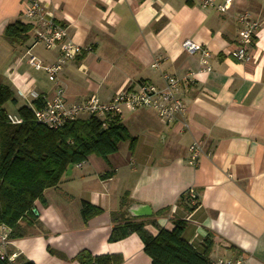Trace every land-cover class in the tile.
<instances>
[{"label":"crops","instance_id":"1","mask_svg":"<svg viewBox=\"0 0 264 264\" xmlns=\"http://www.w3.org/2000/svg\"><path fill=\"white\" fill-rule=\"evenodd\" d=\"M33 1L0 0V83L13 89L18 107L25 104L20 92L27 91L52 99L62 88L73 104L92 96L106 102L141 82L161 86L166 74L191 83L181 92L187 112L173 125L161 123L151 110H124L121 119L137 140L134 152L129 142L123 149L120 144L110 158V178L102 177L111 170L102 160L89 157L73 166L59 184L72 199L46 190L45 204L35 203L37 225L22 223L26 236L0 246V254L34 264H80L75 257L87 251L120 256L121 264H151L137 234L113 242V227L129 219L156 235L158 227L172 230L184 220L183 237L198 251L207 237L212 240L211 261L264 264V0H234L224 14L202 9L201 0H41L83 48L55 81L28 63L29 54L45 66L59 56V50L34 43L35 29L25 45L2 43L7 25L33 23L24 18ZM243 12L261 24L248 63L228 55L239 40ZM185 40L210 50L207 65L200 53L183 49ZM197 141L204 155L193 167L189 147ZM190 188L199 195L195 210L185 197ZM125 194L128 205L120 212ZM83 202L102 213L85 223ZM142 207L151 216L133 217L130 211Z\"/></svg>","mask_w":264,"mask_h":264},{"label":"trees","instance_id":"2","mask_svg":"<svg viewBox=\"0 0 264 264\" xmlns=\"http://www.w3.org/2000/svg\"><path fill=\"white\" fill-rule=\"evenodd\" d=\"M33 30L32 24L17 20L7 25L3 37L10 45L21 46L30 40ZM8 103L18 107L13 89L0 83V225L11 229L12 240L26 236L22 223L29 227L37 225L35 203L45 204L46 190L55 189L66 199H72L59 188L70 165L83 164L96 155L111 169L102 177L110 178L113 176L110 158L118 153L119 144L129 142V151L133 153L137 140L120 116L108 117L105 121L95 117L79 119L52 130L37 122L33 109L26 103L19 106L16 112L22 118V124L14 126L8 120L9 111L5 108ZM33 105L40 109L41 100L33 101ZM127 205L128 196L125 194L120 212ZM101 213V208L82 203L81 216L85 223ZM124 221L113 227L111 241L137 234L151 264H212V240L207 237L204 250L198 251L183 237L187 227L184 220L176 221L172 230L158 227L156 235L147 231L143 222ZM153 225L157 227L155 222ZM75 260L80 264L123 262L122 257L117 255L93 257L87 251L80 252ZM17 261L19 264H34L19 258ZM0 264L9 263L0 258Z\"/></svg>","mask_w":264,"mask_h":264},{"label":"built area","instance_id":"3","mask_svg":"<svg viewBox=\"0 0 264 264\" xmlns=\"http://www.w3.org/2000/svg\"><path fill=\"white\" fill-rule=\"evenodd\" d=\"M234 0H201L200 7L204 10H213L218 13H227ZM24 18L32 21L34 26V43L41 44L46 50H59L57 61L52 65H43L35 56L29 54L28 63L36 71H44L51 81H55L63 67L70 61L78 58L83 48L73 42L68 33V28L58 23L54 17L47 12L43 2L36 0L31 2L24 12ZM238 23L241 27L237 45L228 52V55L240 63H248L253 60V49L256 43L257 32L261 24L252 18L248 12L240 13ZM183 49L189 54L200 53L202 64L207 65L211 58L208 48L192 40H185ZM157 68L158 64H153ZM208 71L211 69L208 68ZM191 83L189 77H178L166 74L163 76V85L159 86L152 82H141L132 88L122 90L115 94L109 101L103 102L97 97H90L84 101L69 104L64 98V90L59 88L54 98L38 94L35 91L20 92L25 103L33 109L38 123L52 130H58L65 124L79 119L95 117L105 121L108 117L122 116L124 110L137 111L147 109L153 111L161 123L170 126L185 116L187 107L181 97V92ZM41 100L42 107L36 109L33 101ZM11 125H20L23 120L17 114H8ZM184 128L188 124L183 122ZM204 155L201 142H194L189 147L188 164L196 167L200 158ZM190 207L195 210L199 206V195L190 188L185 192ZM11 229L0 225V246L6 247L11 243ZM2 260L9 264H19L18 256L13 254L6 256L0 254ZM212 264H246L242 258H218Z\"/></svg>","mask_w":264,"mask_h":264},{"label":"water","instance_id":"4","mask_svg":"<svg viewBox=\"0 0 264 264\" xmlns=\"http://www.w3.org/2000/svg\"><path fill=\"white\" fill-rule=\"evenodd\" d=\"M73 165H70L65 176H69L72 172ZM133 217H148L151 216L152 212L149 208H141V211H130Z\"/></svg>","mask_w":264,"mask_h":264},{"label":"rangeland","instance_id":"5","mask_svg":"<svg viewBox=\"0 0 264 264\" xmlns=\"http://www.w3.org/2000/svg\"><path fill=\"white\" fill-rule=\"evenodd\" d=\"M2 43H3V44H6L7 41L4 40ZM8 44H9V43H8ZM9 45H10V44H9ZM1 61H2V60H0V63H1ZM5 108H6L9 112H11V113H14L15 110H16V107H15L12 103H8V104H6ZM152 113H153V111H152ZM153 114H154V113H153ZM154 115H155V114H154ZM123 143H125V142L120 143V144H121V149H123L124 146H125V145H123ZM120 144H119V146H120ZM91 158H92L93 161H94V160H98L99 162H102V161H103L102 159H100V158L97 157L96 155L91 156ZM101 160H102V161H101ZM94 162H97V161H94Z\"/></svg>","mask_w":264,"mask_h":264}]
</instances>
